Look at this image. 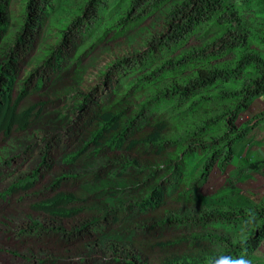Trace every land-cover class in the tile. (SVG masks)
Returning <instances> with one entry per match:
<instances>
[{
    "label": "trees",
    "instance_id": "trees-1",
    "mask_svg": "<svg viewBox=\"0 0 264 264\" xmlns=\"http://www.w3.org/2000/svg\"><path fill=\"white\" fill-rule=\"evenodd\" d=\"M263 95L264 0H0V264L255 262Z\"/></svg>",
    "mask_w": 264,
    "mask_h": 264
},
{
    "label": "rangeland",
    "instance_id": "rangeland-1",
    "mask_svg": "<svg viewBox=\"0 0 264 264\" xmlns=\"http://www.w3.org/2000/svg\"><path fill=\"white\" fill-rule=\"evenodd\" d=\"M50 41L53 42L51 35H49L47 38V42L49 43ZM32 67H33V64L29 66L27 65L24 66L21 72V75H20L21 81L26 79ZM93 81H94L93 76L91 77L90 75H85L84 81L83 80L78 81L77 84L79 85L81 89L84 90L88 88L90 82H93ZM262 112H264V95L253 102L249 111L242 115L240 123L247 121L251 119L252 117H254L255 115L260 114ZM166 114L167 112L165 114H162L161 111L157 112L155 114L156 117L154 118V120H157V118L162 120L163 118H166ZM178 116H176L178 120L177 123H180L181 118H178ZM174 120L176 119L175 118L169 119L168 121V130L171 134H175L179 131L177 128L174 127V124H175ZM180 125H179L180 127L179 129H181L182 127L183 129L186 128L185 126H180ZM252 136L254 137L253 138L254 140L250 144L251 147L245 152H240L239 150L237 151V154L234 158L233 163L229 165V167L227 168L226 177L233 176L236 172L243 170V172H245V175H247L248 177L243 179L241 183H242V187L246 190L247 195L252 194L253 196L262 197L264 196V168H262L257 173L248 174V171L245 170L246 168L245 166H247L249 163L253 161L264 160V123L255 129ZM0 144H2L1 137H0ZM179 153H180V149L177 147L171 150H167L165 152V155H163L164 160L165 159L167 160L177 159L179 158ZM203 155L204 154H199L197 157V156H191L189 154H185L181 157L182 159L181 165L186 175L189 174L190 176H195L198 173L200 164H202V160H204ZM150 157L151 159L155 158V160L160 159L154 153H150ZM158 162H161V160H159ZM89 164H90L89 162L84 161V163L82 164V167L86 169L87 167L91 168L92 166H90ZM222 179H223V176H221L220 173L215 172L210 178V180L213 182L212 186L215 189H218V187L222 183ZM257 258L255 262H249L247 264H264V246H263V251L257 254Z\"/></svg>",
    "mask_w": 264,
    "mask_h": 264
}]
</instances>
